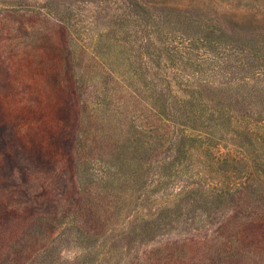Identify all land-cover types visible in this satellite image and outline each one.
Returning a JSON list of instances; mask_svg holds the SVG:
<instances>
[{
  "label": "rangeland",
  "instance_id": "rangeland-1",
  "mask_svg": "<svg viewBox=\"0 0 264 264\" xmlns=\"http://www.w3.org/2000/svg\"><path fill=\"white\" fill-rule=\"evenodd\" d=\"M0 264H264V0H0Z\"/></svg>",
  "mask_w": 264,
  "mask_h": 264
},
{
  "label": "trees",
  "instance_id": "trees-1",
  "mask_svg": "<svg viewBox=\"0 0 264 264\" xmlns=\"http://www.w3.org/2000/svg\"><path fill=\"white\" fill-rule=\"evenodd\" d=\"M144 41H145V45L150 44L149 38L144 37ZM260 75L261 72H257L255 74V76H260ZM239 81L240 82L248 81V78L243 77ZM227 85H229V82H218V83L208 82L200 86L209 87V89L211 90L213 89L211 92L216 93L215 88L226 89ZM178 88H179V93L182 94L184 98L181 99L176 95L173 97V100H176L175 102H169L170 99H163V97H161L158 100V102H161L160 103L161 105L157 103V106L159 104L163 112L165 110H169L170 115H165L166 120L174 122V124L180 127L181 129H187L191 132L193 131V132L203 133V131L200 129L209 130L208 132L211 133H207V131H204L205 136L207 135L208 137L211 138V140H216V141H219L221 138L216 137L217 135L215 133L223 134L225 130H227V128H230V126L234 125L233 126L234 130H231L230 134L233 135L234 137L238 136L237 130L240 128L236 125L237 122L236 117L229 115V113H227L225 103L221 102L220 99L208 97L207 100L212 107H210V109L206 114H203V110L199 108L203 106L206 107V103L201 101L200 99L201 95L197 93L199 92L197 91L198 88L196 87L197 89H195V87H190L189 85H186L184 89H180V87ZM170 89H171L170 86L166 87V91H168V94L171 93ZM196 96H198V99H195ZM163 114L161 113V115ZM241 118H244V120L250 119V117H248L247 115H243V117ZM249 131L250 130H247L246 132L244 131L243 132L244 135L241 136L246 141H247V134H249ZM200 143L204 144L202 140H200ZM211 143L213 144V142L208 141L207 143H205V145H207V147L209 148L211 147L216 148V146L218 145V143L214 142V146H213L211 145Z\"/></svg>",
  "mask_w": 264,
  "mask_h": 264
}]
</instances>
